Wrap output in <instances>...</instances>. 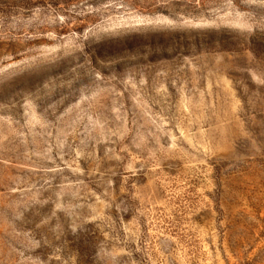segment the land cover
Wrapping results in <instances>:
<instances>
[{
	"label": "rangeland",
	"instance_id": "374dc122",
	"mask_svg": "<svg viewBox=\"0 0 264 264\" xmlns=\"http://www.w3.org/2000/svg\"><path fill=\"white\" fill-rule=\"evenodd\" d=\"M0 264H264V0H0Z\"/></svg>",
	"mask_w": 264,
	"mask_h": 264
}]
</instances>
